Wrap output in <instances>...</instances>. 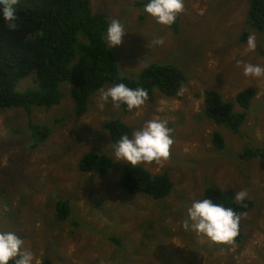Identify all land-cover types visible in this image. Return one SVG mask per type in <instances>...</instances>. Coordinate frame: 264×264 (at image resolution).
I'll return each mask as SVG.
<instances>
[{
  "label": "rangeland",
  "instance_id": "obj_1",
  "mask_svg": "<svg viewBox=\"0 0 264 264\" xmlns=\"http://www.w3.org/2000/svg\"><path fill=\"white\" fill-rule=\"evenodd\" d=\"M135 0H91L92 10L119 20L127 33L118 53L120 69L137 78L152 62L171 63L185 71L188 81L176 96L158 89L155 100L125 114L104 102L101 89L80 117L70 86L51 108L33 107V119L53 126V134L29 149V116L22 108L0 110V231L14 232L33 253L32 264H264V157L242 159L246 147L264 145V77H247L245 64L264 67V31L247 23L249 0H184L180 31L156 22ZM255 37L256 48L248 49ZM107 36V35H106ZM163 40L162 45L155 41ZM36 75L22 78L18 91L36 88ZM257 93L240 133L218 124L202 112L207 89H217L234 101L241 90ZM242 107L236 103L235 111ZM113 117L141 128L148 120L168 122L174 144L169 159L142 163L152 173L169 172L174 183L163 199L128 194L118 181L127 162L116 160L115 145L103 127ZM220 132L225 149L212 142ZM97 150L114 162L105 176L79 168L84 153ZM247 191L255 206L241 217V243H213L186 230L188 208L202 200L208 185ZM69 197L72 216L62 221L55 201ZM111 237H116L118 243Z\"/></svg>",
  "mask_w": 264,
  "mask_h": 264
},
{
  "label": "trees",
  "instance_id": "obj_2",
  "mask_svg": "<svg viewBox=\"0 0 264 264\" xmlns=\"http://www.w3.org/2000/svg\"><path fill=\"white\" fill-rule=\"evenodd\" d=\"M148 0H135L134 6L144 8ZM18 17L17 27L10 30L0 21V110L22 108L29 116V149L44 143L53 134V126L33 119V107L51 108L63 98L61 85L70 86V95L75 104V114L82 116L89 110L90 97L106 84L124 83L130 88L143 87L149 99L155 100L158 89L168 96H176L188 81L183 69L171 64L152 62L144 66L137 78L120 69L118 53L107 42V28L111 19L103 11L92 10L91 0H18L14 5ZM247 23L259 31H264V0H249ZM178 33L180 17L170 26ZM249 30L245 29L240 41H246ZM36 75V88L18 91L22 78ZM257 90L247 87L237 93L234 101L224 100L217 89H207L202 112L198 117H206L218 124L227 125L234 133H240L247 119V110ZM238 103L241 111H235ZM125 114L132 111L121 105ZM103 127L110 133L113 142L118 143L122 135L133 132L132 126L122 117L105 121ZM213 144L218 150L225 149V140L220 132H214ZM239 156L242 159L264 157L261 149L246 147ZM113 158L97 150H90L79 160V168L92 171L100 176L107 175L113 168ZM118 184L128 194H146L156 199L167 197L173 181L169 172L152 173L145 166L133 167L127 164ZM234 188H222L215 184L206 187L203 199L231 207L241 217L254 208L255 201L247 199L243 204L235 200ZM56 215L65 221L72 216V201L60 197L55 201ZM117 243L116 237H111ZM244 239L243 223L240 221L239 234L235 243ZM15 264V261H10Z\"/></svg>",
  "mask_w": 264,
  "mask_h": 264
},
{
  "label": "clouds",
  "instance_id": "obj_3",
  "mask_svg": "<svg viewBox=\"0 0 264 264\" xmlns=\"http://www.w3.org/2000/svg\"><path fill=\"white\" fill-rule=\"evenodd\" d=\"M18 0H0V21L10 30L17 27L18 17L14 5ZM184 11V0H148L144 4V12L150 14L157 23L165 26L173 25L178 14ZM123 24L116 19L111 20L107 28V42L111 48L120 46L126 36ZM162 45L164 41L157 40ZM248 49L256 48L255 37H248ZM243 73L247 77H264V67L258 64H245ZM101 98L109 100L114 106L126 105L129 111L138 110L147 100L148 92L143 87L130 88L124 83L114 84L107 90L101 89ZM172 129L167 121L152 119L132 132L131 137L122 135L115 145L116 160L130 163L133 167L142 163H160L167 160L174 144ZM248 196L247 191L236 193L235 200L241 204ZM188 217L184 223L186 230L195 231L213 243H232L239 234L241 216L231 207L214 202L211 198L194 201L188 208ZM32 264L33 253L24 248V241L14 232L0 231V264Z\"/></svg>",
  "mask_w": 264,
  "mask_h": 264
}]
</instances>
